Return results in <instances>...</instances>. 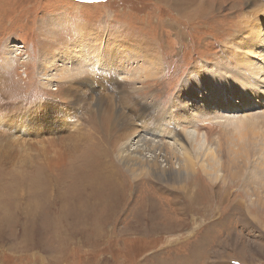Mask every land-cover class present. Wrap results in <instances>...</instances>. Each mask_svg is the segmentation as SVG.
I'll list each match as a JSON object with an SVG mask.
<instances>
[{
    "label": "rangeland",
    "instance_id": "374dc122",
    "mask_svg": "<svg viewBox=\"0 0 264 264\" xmlns=\"http://www.w3.org/2000/svg\"><path fill=\"white\" fill-rule=\"evenodd\" d=\"M177 3L183 11L172 8ZM260 7L264 8V0H0V264H264V93L259 97L264 75H256L261 67L264 73V13ZM250 15L261 22L263 31L252 52L246 48L251 42L247 25L239 28ZM78 36L77 43L81 40L89 48H105L103 54L97 51L95 62L104 64L111 58L109 70L103 69L106 64L95 66L94 53L90 51L89 57L90 49L81 45H77L81 52L78 60L62 69L68 59L62 52ZM129 41L139 57L126 53ZM155 57L161 65L153 63ZM142 62L159 76L142 81ZM220 64L235 67L232 72L230 67L226 75L233 77L229 94L226 92L225 96L218 86L211 87L209 83L210 106L204 111L201 103H196L199 97L195 95L204 90L198 87L202 72L194 75L190 71H210L204 73L207 82V78L213 79V68L220 71L225 67H219ZM239 71L244 80L237 78ZM131 74L134 80L128 78ZM60 75L69 76L62 81ZM97 76L103 79L99 81ZM86 77L96 79L97 84L93 85L96 94L90 93L89 99ZM185 83H193L189 91L192 96L188 95ZM242 88L248 91L246 99L240 96ZM98 96L106 103L103 113H96L95 123H91L90 112L97 111ZM140 102L149 109L144 118L149 124L157 118L167 120L171 112L172 118L182 114L185 126L201 124L202 133L211 131L213 147L222 160L221 181L213 182L197 168L184 185L199 204L188 215L180 212L184 198L173 197L172 185L144 178L138 184H130V202H125V209L136 205L139 209L147 201L142 198L148 196L158 208L169 209L167 215H160V211L157 216L142 220L117 215L81 219L79 223L59 221L58 209L65 202L62 198L69 201L74 192L78 198H84V187L96 179L91 172L92 163L103 162L87 148L94 137L92 133L105 132V147L110 151L117 149L118 136L122 133L123 140L125 134L132 135L134 130L121 124L110 134L106 120L109 116H128L133 104ZM230 103L236 107L227 112ZM53 105L58 106L59 113L51 115L53 120L49 118L47 124L44 108ZM183 105L188 110H182ZM218 115H226L227 119ZM244 115L249 117L248 123L238 124ZM190 121L193 125H189ZM243 125L249 128L241 131ZM136 129L146 131L141 123ZM232 134L244 136L234 137L232 143ZM176 138L184 141L179 135ZM204 151L197 146L194 157L200 162L205 160ZM234 151L238 158H232ZM81 154L97 156L94 160L89 158L87 173L72 170L76 165L73 162L65 170L68 173L60 178L62 183L58 184V178L54 181L61 188L59 192L38 189L32 179L38 173L42 180H54L59 163L71 162ZM113 155L112 160L118 164ZM228 158H243L247 162L227 165ZM231 173L237 175L233 181ZM32 204L34 212L28 209ZM89 211L93 213V209ZM153 224L158 228H152Z\"/></svg>",
    "mask_w": 264,
    "mask_h": 264
},
{
    "label": "bare ground",
    "instance_id": "6f19581e",
    "mask_svg": "<svg viewBox=\"0 0 264 264\" xmlns=\"http://www.w3.org/2000/svg\"><path fill=\"white\" fill-rule=\"evenodd\" d=\"M255 1H257V0H255ZM177 2H179V1H177ZM172 8L177 11V10H182L183 7H182V5L177 3V5L173 6ZM260 8H263V7H260ZM262 12L264 13V8H263ZM253 15L255 17V14H253ZM254 17H251V15L246 16L244 18L245 22L244 23L242 22L240 27H239V28L242 27L244 29L243 26L245 24L247 25V27L245 26L247 29L246 28L245 29H246V32H248L250 34V36H251L250 38H251V42H252V43L250 42L248 44V46H246L248 51H251L253 49V46H254L253 44L256 43L257 41H259V37H260V35H262V32H263V31H261V27H260L261 22L260 21L258 22L257 19H253ZM250 19H253V20H251L248 23V21ZM80 30H83V29H80ZM262 30H264V29H262ZM241 31H242V29H241ZM79 38L80 37L78 36V38L75 39V43H70L68 49L64 50L65 52H62L63 55H66L65 58L66 57L68 58L67 61L63 62V64H62L63 66H61L62 69H65L67 67L66 64H68V63H69V65L74 64L75 61L78 60L77 56H81V52L79 53L80 49H77V45H79V46L81 45V47H83V48L90 49V50H88V55L90 57V53H89L90 51L94 53V55L92 57V61L94 60V62H95V57L97 56L96 55L97 51L99 53L102 51L101 54L104 53L105 48H99L100 46H92L91 45L89 48L85 44L82 45L81 40L79 41V43H77ZM41 42H42V40H41ZM121 42L122 41H119V43H121ZM71 44H72V46H71ZM128 45H129V47H127L126 53L129 51L130 53H133V56L139 57V52L135 49V45L132 44V42H130V41H129ZM130 45H131V47H130ZM143 46L146 47V45H143ZM101 47H103V45H101ZM244 48H245V46H244ZM244 50H246V49H244ZM136 51H137V53H136ZM248 51H247V53H248ZM142 52H143V50H142ZM260 56H262V55H260ZM150 57L153 58L154 56L150 55ZM255 57H259V55L255 56ZM241 59L246 61L245 57H241ZM53 60L55 61V59H53ZM110 60H111V58H109L108 60H106L104 62V64L107 65L105 68H103L105 71L109 70V67L112 66V64L111 65H110V63L108 64V62ZM124 62H126V61H124ZM46 63H48V62H46ZM46 63H44V64H46ZM96 63L100 64L101 66L104 65L100 61H97V62H95V66L97 65ZM153 63H156V65H161V63H159V60H157L156 57H155V61H153ZM49 64H51V63H49ZM49 64H47V65H49ZM56 64H58V63H56ZM223 66H225V67H223ZM223 66L220 64L219 67H223L220 71H218L216 68H213L212 69L213 73H214V74H212L213 79L207 78V82L204 81L206 79V74H204V73H208V72L210 73V71L203 72V71L196 70V69L193 71H190V74L194 73V75L196 73L199 74L200 72H202L201 74H199V78H200V80H202V83H200V85L198 87L200 89L202 87H204V90H203V92H198V94H195V95H197L199 97V99L196 100V103H201V108L204 111H206L210 106V100H209V96H210L209 87H210V85H209V83L212 85L211 87L218 86V90H220L222 93H224L225 96H226V92H228V94H229V89L231 87L233 77H232V75L230 77H227L228 76L227 72L229 71L228 69L230 67L232 68L233 66H229L228 64L223 65ZM58 68H59V66H58ZM142 68L145 69L143 71L144 73L142 74V76H140L142 81H147L151 78L154 79V78L159 76V74L156 76L155 73H152L151 71H149V69H146L145 63H143V66L140 69H142ZM158 69H160V67ZM234 69H235V67L232 68L230 71L232 72V70H234ZM117 72H119V71H117ZM155 72L158 73L157 70ZM79 73H80V71H79ZM261 73L264 75L262 67H261V71L257 72L256 75H259ZM82 74H85V73H82ZM132 74H133V70H132ZM132 74H131V77H128V78L134 80L135 78H134V76H132ZM85 75H87V74H85ZM68 76L69 75H60V77L59 76L58 77L60 80L63 81L65 79H67ZM105 76H107V75H105ZM191 76H193V75H189L188 77H191ZM251 77H252V75H251ZM111 78H112V75H111ZM237 78L239 80H244L243 72L240 73V71H239ZM237 78L235 79V81L237 80ZM96 79H98L100 81V79H103V77L97 76ZM96 79H93V81H92V79L88 80V78L86 77L87 81H85V82H86V88H87V91H86L87 97L90 93L93 95L92 92H95V94H96V90H94V88H93L94 87L93 85L96 84V83H94L96 81ZM187 80H191V78L187 79ZM52 81H53V79H52ZM76 83L82 86L81 83H79V82H76ZM249 83H250V81H249ZM190 84H191V86H188V84H186L187 87L185 85H182V87L185 86L188 89V93H189L188 95L192 96V93H190L189 91L193 87V83H190ZM261 85H263V84H261ZM45 86H47V85L45 84ZM90 87L92 88L91 90H90ZM262 89L263 90L261 91V93H259V97H261V95L263 96L264 87ZM183 91L184 90L179 91V94L182 93ZM205 92H207V94H205ZM247 92L248 91L245 88H242L243 95L241 94L240 96H242V97L244 96V99L248 98ZM98 95H100V94H98ZM213 95L216 98L218 97L216 93H214ZM222 97H224V96H222ZM179 98L173 104H176V102L179 100ZM88 99H89V97H88ZM91 99H93V98H90V100ZM105 99H106V97H105ZM105 101L106 100H104V98L102 96H98V98L95 100V102H96L95 105L97 106V111L91 110V112H90L91 116L89 117L91 123H95L94 116L96 115V113H98V112L103 113L102 112V109H103L102 106L105 105V103H106ZM111 104H112V102H111ZM187 104H189V103L187 102ZM235 107H236L235 103H230V105H228V108H226L225 111L231 112V111H233V109ZM183 109H184V111L188 110L185 107V105H183L182 110ZM192 109L195 111V110H197V107H193ZM115 110H116V108H115ZM148 111H149V109H147L140 102V103H137V105L133 104V107H132L131 111L129 112V115L128 116L124 115L122 117V119L120 118L121 115H119V117H117V118L114 117V115H115L114 113H113V117L116 119H113L112 116H109L108 121L106 120V124H107V127H109L110 134L113 133L116 129H118V127L121 124H123L122 126L126 125L127 128H131V130H134V133L132 135H131V132L128 133L129 135L124 133L125 135H124L123 140L120 139V137L122 136V133L118 136L119 145L117 144V146H118L117 149L111 150V151L109 150V148L107 149L104 145V142H105L104 137H105L106 133L95 130L94 133H92V134H94V137L92 135V139H91L92 142H91V144L88 145L87 148H89V150L91 152L96 153L98 155V157L97 156L88 157L87 154H81L79 156V158L76 157V158L71 159V162H68L67 160L64 161V159L62 158L65 163L64 164L59 163L57 165L56 169L54 170V174H53V175L56 174L57 177L53 178L54 180L48 179L46 177L43 178V180H42V178L38 177L39 173L34 178H32L34 180V183L37 184L36 186H38V189H43L47 193L49 191L51 193L59 192L61 190V188H57L56 187L57 182L54 184V181L56 178H58L59 179L58 184L62 183L60 178L63 177L64 173H66V172L68 173V170L66 172H65V170L68 169V166L70 165V163L74 162L76 164L72 168V170L75 169V171H76L77 169H80V172L83 171V173H87L86 167L91 163L90 159L94 160V158L97 157L100 160H103V162H101L97 165H94L92 163L91 172L92 173L94 172L93 175H94V178H96V179L92 185H88V187H84L83 192L81 191L84 194V196H83L84 198H78L77 196H75L76 192H74V195L72 194L69 196V201H67L65 198H62L60 196L65 201V202H62L60 204V206H61L60 210L56 207H50L53 210H55V208H56V210L58 209V217L60 219L59 221H67L68 223H71V220H74L73 222H75V221L80 222L81 219L86 221L87 219H90V218H95V219H97V218L101 219L102 217L111 218V217L117 216V215H121L122 217L123 216L124 217L134 216L137 219L142 220V219L151 218V217L153 218V217L157 216L158 214H160V211H161L160 215H167L166 213H168L169 209L166 210L165 208L159 207L160 208V210H159L156 202L151 197H148V196L145 198H142V199H147V201H145L146 202L145 205L143 204L142 206L138 207L139 209H136L137 205L134 208H131L129 210L125 209L126 204L128 202H130V198H128V196H127L128 195L127 192L129 191V189H131L130 184L131 183L132 184H134V183L138 184L144 178H152V179L157 180L160 183L172 185L175 188V192L173 191V193H174L173 197L175 199H179V200L184 198L183 204H181V207L179 208L180 212L183 213L184 215L185 214L188 215L189 213L191 214V213H193V211H196L199 208V207L197 208V205L199 206V204H198V199L194 195L189 194V192H187V190L185 189L184 185L188 184L189 180L196 173L197 168L201 169L202 174L207 176L213 182H218L219 180L221 181V179H220L221 175H219V172H221L220 169L223 167V166H221L222 160L218 156V153L216 152V148L213 147L215 142L213 141L214 140L213 137L212 138L210 137V135L212 134L211 131L208 132L206 130L205 133H202L201 131H203L202 128H204V126L201 124H194L193 128H191L190 126L188 127L187 125L185 126V125H183V121L181 119V117L183 115L182 114H177V115L175 114V116H173V118H172L171 112H169L170 115L167 116V118H168L167 120L157 118L158 120H160L159 123L156 119L155 122H153V123L151 122V124H149L147 122L148 121L147 119L144 120ZM56 113H59L58 112V106H56V105H53V107L46 106L44 108V122H48L47 124H49L50 123L49 118H51V120H53V118L50 116L53 114H56ZM63 114H65V113H63ZM118 114H119V112H118ZM191 114L193 116V112ZM159 117L164 118V116H159ZM197 118H199V117H197ZM218 118L224 119V118H226V115L225 116L218 115ZM248 118H249L248 116L244 115L243 117L239 118V121L240 120L241 121L238 124L248 123L247 122ZM117 119H119V120H117ZM112 120L114 121L113 123H112ZM184 122H185V120H184ZM135 123H138V125H133ZM139 123H141L142 130H146L145 132L144 131L139 132L138 129H136L137 127H139ZM186 123L187 122H185V124ZM193 123L194 122L190 121L189 125H193ZM132 126L135 127V129ZM244 127L249 128V125H246V126L243 125L241 131H243ZM50 130H51V128H50ZM240 132H239V134H240ZM114 134H116V132ZM243 134L240 135L239 137H238V135L235 136L232 134V136H231L232 138L230 140H232L234 137H237V139L238 138L241 139V137H242V139H243V136H244ZM178 135L181 138H184V141H179V139L176 138V137H178ZM246 137H247V135H246ZM226 139H227V137H226ZM54 141L58 142V140H54ZM232 143H233V140H232ZM52 144H54V143H52ZM197 146H198V148L203 147L205 150L203 152V157H205L204 161L202 159V161L200 162L199 159H196V157H194L196 154V151H197ZM218 147H221V143L219 144ZM112 153L115 155H113ZM231 153H232L231 154L232 158H233V155H235L237 157V153H235V151H234V153L233 152H231ZM3 154L6 155V153H3ZM111 155H113V158H114V156H116V159L122 165V166L120 165L121 166L120 168H122L124 170L123 172L125 174H127L128 177H126L125 174L122 173V170L119 168V165H118L119 163L117 162L118 164H116L115 163L116 161L114 162L112 160ZM199 155L202 156L201 152L199 153ZM238 155L241 156L239 153H238ZM232 158H228L229 163H227V165H229V164L238 165L237 162L243 160V158H241L239 161H235V160H232ZM77 159L81 160V161L80 162L79 161H73V160H77ZM232 161H234V162H232ZM244 162H247L246 159L243 160V163ZM63 167H64V170H62ZM61 170L63 172L60 173ZM49 172H50V170H49ZM231 174H232V177L230 179L233 181V180H235V177H237V175L233 176V173H231ZM43 175L46 176V174H44V173H43ZM248 176L252 177V175H250V174H248ZM129 179L130 180L132 179L133 182L130 181ZM223 181H225L224 183H226L227 179L223 178ZM248 182H249V180H248ZM249 185H250V182H249ZM179 186H182V188L179 189L178 188ZM26 195L28 196V194H26ZM182 196H183V198H181ZM126 201H128V202H126ZM80 202H82V203H80ZM125 202H126V204H125ZM27 205H29V204H27ZM138 206H139V204H138ZM96 207H101V208H96ZM28 209L32 212L36 211L35 204L30 205L28 207ZM91 209H93V213L89 211ZM71 216L75 217L76 219L75 218L73 219V217H71ZM152 228H158V227L155 224H153Z\"/></svg>",
    "mask_w": 264,
    "mask_h": 264
}]
</instances>
